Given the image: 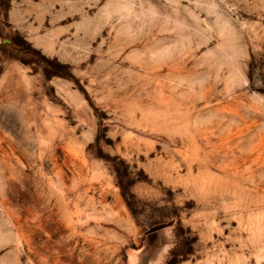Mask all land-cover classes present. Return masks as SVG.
Masks as SVG:
<instances>
[{"label": "rangeland", "instance_id": "rangeland-1", "mask_svg": "<svg viewBox=\"0 0 264 264\" xmlns=\"http://www.w3.org/2000/svg\"><path fill=\"white\" fill-rule=\"evenodd\" d=\"M0 264H264V0H0Z\"/></svg>", "mask_w": 264, "mask_h": 264}]
</instances>
